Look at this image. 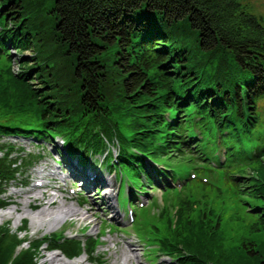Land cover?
<instances>
[{"label": "trees", "instance_id": "trees-1", "mask_svg": "<svg viewBox=\"0 0 264 264\" xmlns=\"http://www.w3.org/2000/svg\"><path fill=\"white\" fill-rule=\"evenodd\" d=\"M246 1L0 0L5 49L10 40L19 53L33 51L21 56L17 72L11 61L0 71V116H14L0 119V133L58 134L81 162L100 155L115 136L120 165L142 186L135 166L142 159L125 153L130 141L167 166L178 158L173 171L181 175L203 163L198 171L217 174L221 184L227 177L228 196L252 208L242 225L264 230V15ZM11 148L0 157V191L37 161L26 155L18 164L7 156ZM218 148L226 151L223 162ZM203 186L210 187L198 178L180 191L167 186L162 195L172 201L162 214L151 213L154 221L144 224L139 212L147 208L138 207L133 225L147 244L177 253V264H232L228 258L240 259V252L206 232V224L220 221L213 220V202L209 208L199 202L209 194ZM42 242L19 246L18 235L1 227L0 264H38ZM49 243L68 257L82 250L79 239ZM239 246L254 257L244 264H264L263 244Z\"/></svg>", "mask_w": 264, "mask_h": 264}, {"label": "rangeland", "instance_id": "rangeland-1", "mask_svg": "<svg viewBox=\"0 0 264 264\" xmlns=\"http://www.w3.org/2000/svg\"><path fill=\"white\" fill-rule=\"evenodd\" d=\"M249 9L252 13L257 15H264V0H247ZM1 7V5H0ZM0 23L2 26H4L2 19L0 20ZM0 34L2 36V31L0 29ZM1 42V41H0ZM5 42L8 44L9 53L11 55L12 59V67L13 71H17V64L21 60L22 55L30 56L32 55V50H24L26 48L21 49L24 52L19 53L16 49V47L13 46L12 42L10 40H5ZM8 64L10 62L6 59V56L0 52V68L5 69L8 67ZM1 103V102H0ZM9 102L7 101L6 104ZM14 116L11 113H7L6 116H0L1 120H11ZM3 140L6 139V141H10L13 143L16 147L21 146L22 149H24V153L29 152H37L39 151L42 156L37 160L39 161L35 167L30 168L27 170L25 175L27 174L29 177L28 183L26 186H18V185H10L8 188V193H12L13 191H16V193L13 194L12 198V204H10L9 208H14L13 210H17L21 212L20 217L17 219H14L11 217V220L3 221L4 216L0 221L3 223L1 225H5L7 229H9L10 232L16 231L15 229V223L19 221V218L22 221H27L26 224V235L29 239L28 242L36 237L42 236L44 233H50L52 231H60L59 229H63L64 233L62 235L68 236V234L72 233L75 234L76 237H82L86 232L90 234H96L98 231V228L102 227L104 224L108 225L107 219L110 221L116 222L119 226L123 227L121 229H118V231L112 230V232L108 231L105 233L102 238V243L98 248V258L99 260H105L103 264H113L115 262H121L124 263L122 260L121 255V249L126 248V243L128 241L133 243L134 252L138 255L137 258L133 257L131 258L128 263L129 264H177L178 259L174 258V256L177 254L175 253L174 256H171V254L166 255L165 252H157V257L154 255L156 252L153 249H147L146 252L148 255H146L144 248H147V243L136 233V231L142 232L138 229L137 226L132 225L131 221L127 218V208L125 209V214L123 215L121 212L117 213L114 211V205L116 200V195L114 194V198L109 201L105 197V183L100 184H92L88 188L82 187V189L73 195H70V198H67V190L69 185H71V182L73 181L71 176L65 175L68 172H72V175H79L80 179L76 182L75 187H79L82 185H85V178L84 173L85 172H93L98 175H102L105 178H109L111 176L117 175V178L115 180V186L114 193H117L118 188V174L119 170L112 171L113 166H107L105 165V159L104 156L106 155L107 148L109 147L112 152V160L116 158V150H112V145L108 144L106 142V146L101 150V154L91 155L89 156V159H87V162H84L85 170H79V168H75L72 166V161L68 160L66 163L70 167L65 166V162L60 167L57 166L55 160H60V158H66V154L61 151V136L55 135L53 139L48 138L47 141L39 140L38 138L32 137L30 139H25L23 137H10V136H1ZM2 141V140H1ZM18 152V151H17ZM71 152L78 155V150H71ZM73 156V155H71ZM145 158V157H144ZM66 160V159H65ZM179 160L178 158L174 157L171 159V164H175V162ZM185 160L186 159H181ZM191 163H195L196 160H188ZM169 164V162H167ZM89 164V165H88ZM157 164L160 167V170H158L159 174L157 176L155 175L154 178L157 179V183L153 182V187H150L149 185H146L147 191L146 192H137V196L134 199V202H136L138 205L140 203H143L144 207L142 209L147 208L145 211H141L139 213H144L142 215V222L145 224V218L152 219V214L161 215L162 214V208L165 204H168L169 201H172V199L168 198L167 196L164 197L162 195V189L164 190V179L168 180L169 184L171 185H177L179 182H182L183 180L181 178H178L176 180H173L172 177L167 178L165 177V173L163 172L162 163L160 161H157ZM46 166V171H42L43 168ZM195 165V164H194ZM192 165L191 167H193ZM88 166L91 167L87 168ZM190 168V167H188ZM148 169L151 170V165H148ZM60 171H63V173H60ZM129 175H131L130 171H126ZM200 174H203L202 176L205 177L208 180V186H203V191H209L206 196L203 197L202 200L199 202L203 204L207 200L209 208L210 203L213 202L215 207V213L216 216L213 220L220 221L219 226L212 221V223L206 224V232L210 233L214 236L215 240H219L225 248L239 251L240 252V259L234 256H230L228 259L232 262V264H244L245 262H249L250 260H254V257L252 254L247 253V251H242L241 246L239 244L245 245V246H251V249L256 250L255 247H258L259 245H264V230L260 229L255 230V228H248L247 226L244 227L242 224L249 219V215H246L247 211H250L252 209L251 207H248L247 204H242V208L239 206L238 203H234V201L228 196L227 189L231 188L233 185L228 181V178H223V184L219 183L215 178L218 176L215 173H212L208 170H205L204 172L198 171ZM57 175L56 180L50 181V183L54 187H58V190L54 189L53 187H47V188H33L31 181L34 177H40L41 175ZM61 174L65 175L64 177L61 176ZM198 177V175H196ZM51 178V177H50ZM143 182H145L144 175L141 176ZM24 178V176H19L16 181L21 182ZM53 179V178H51ZM30 181V182H29ZM179 181V182H178ZM15 182V181H14ZM13 183V182H12ZM11 183V184H12ZM65 183V184H63ZM220 187V189L218 188ZM218 190V191H214ZM133 191H135L133 189ZM202 191V192H203ZM42 192L44 193L42 195ZM127 192H131V188L129 185H127ZM215 192H219L220 196H217ZM69 193V192H68ZM82 194L85 196V202L83 204L79 203L78 201V194ZM54 200L55 203H49V201ZM111 202V203H110ZM241 203V202H240ZM112 204V205H111ZM68 205H74L80 210H87L88 209V219H81L80 217L74 218V216H70L71 218H74L71 220L69 217L65 215L64 218L61 221H59L57 224H52L46 222L45 224L37 225L39 221L46 220V217L48 216L50 212H57L62 207L65 209L64 206ZM199 205V204H198ZM60 206V207H59ZM133 206L132 204L130 207ZM132 207L133 218L134 223L136 219V209ZM202 209V208H201ZM7 209H3L0 211H5ZM9 210V209H8ZM7 210V211H8ZM48 211V212H45ZM138 211V209H137ZM253 211H255L253 209ZM254 213V212H253ZM255 214V213H254ZM210 216L209 214H207ZM116 216H119L120 218H116ZM247 216V218H246ZM105 217V218H104ZM217 217V219H216ZM24 218V219H23ZM154 218V215H153ZM23 219V220H22ZM71 220V221H70ZM141 220V219H140ZM153 220V219H152ZM35 221V222H33ZM90 221V222H89ZM154 221V220H153ZM83 227V228H82ZM97 231V232H96ZM24 234V231L20 232V237ZM19 237V236H18ZM27 241H23L20 243V246H26ZM257 242V243H256ZM256 243V244H255ZM151 245V244H148ZM255 245V246H252ZM177 249H180V254L183 253L184 249L182 248L181 244H176L175 246ZM85 249V247H84ZM83 251L79 254L80 256H77L75 258L66 259L63 254H59L54 261H49L47 258L55 253H60L58 250L53 251H47L45 248V243H42L40 247V255L38 258V264H70L68 261H72L75 264H86L83 261V258H86L85 252ZM261 249H264L261 248ZM96 252V251H95ZM94 252V253H95ZM64 257V258H63ZM259 258L261 260H264V250L263 253L259 254ZM87 259V258H86ZM68 260V261H67ZM67 261V262H65ZM229 261V262H230ZM92 264V263H89ZM100 264V263H97ZM231 264V263H230Z\"/></svg>", "mask_w": 264, "mask_h": 264}, {"label": "bare ground", "instance_id": "bare-ground-1", "mask_svg": "<svg viewBox=\"0 0 264 264\" xmlns=\"http://www.w3.org/2000/svg\"><path fill=\"white\" fill-rule=\"evenodd\" d=\"M141 53V52H140ZM168 69H170V68H168ZM175 70H177V69H175ZM172 71H173V69H172ZM175 73V72H174ZM177 74V73H176ZM180 75V74H179ZM170 77V76H169ZM174 77H176V76H174ZM177 78V77H176ZM181 78V77H180ZM225 88H226V86H225ZM225 88H224V91H225ZM230 91V90H229ZM225 94V93H224ZM226 96V95H225ZM72 165H74L75 166V163L74 162H72L71 163ZM84 178H85V173H84ZM97 183H99V185L100 184H104L105 183V197L109 200V201H111L112 199H113V192H112V190H111V187H112V185H114L113 183H114V179L111 177V178H109L108 180L104 177V176H102V175H98V174H96L92 179H87V178H85V187H89L90 185H92V184H97ZM109 189H110V191H109ZM109 191V193H107ZM44 193L42 192V195H43ZM60 207V206H59ZM65 207V209H63L62 207H60L61 209L60 210H58L57 212H50L49 214H47L48 216L46 217V219H48V222L50 223V224H52V222L54 223V224H57L59 221H61L62 219H63V217L65 216V215H72V216H75V217H80L81 219H83V220H85V219H88V209L87 210H80V209H78L76 206H74V205H68L67 207L66 206H64ZM14 208H9V210L7 211V210H5V211H0V220L4 217V216H7V217H13L14 219H17L18 217H20V215H21V212H19V211H17V210H13ZM45 212H48V211H45ZM23 215V214H22ZM21 215V216H22ZM116 218H120L119 216H116ZM44 220H41V221H39V223L38 224H40V223H42ZM33 222H35V221H33ZM133 246V243L132 242H130V241H128L127 243H126V247H127V249L126 248H122L121 249V255L123 256L122 257V260L124 261V263L123 264H129L128 262L129 261H131L130 259L131 258H133V257H135V258H137V254L134 252V248L132 247ZM59 254H61V252L60 253H53V254H51L47 259L49 260V261H54L55 259H56V257L59 255ZM62 255V254H61ZM65 257V256H64ZM63 257V258H64ZM80 257H81V255H80ZM67 259H71V258H67ZM68 261V260H67ZM67 261H65V262H67ZM83 261L85 262V257L83 258ZM68 263H70V264H75V263H73L72 261H68Z\"/></svg>", "mask_w": 264, "mask_h": 264}]
</instances>
